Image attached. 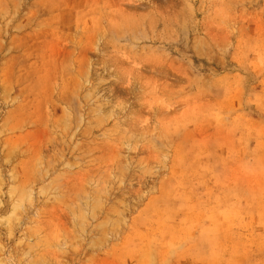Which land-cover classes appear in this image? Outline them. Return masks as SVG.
Instances as JSON below:
<instances>
[{
	"label": "rangeland",
	"instance_id": "rangeland-1",
	"mask_svg": "<svg viewBox=\"0 0 264 264\" xmlns=\"http://www.w3.org/2000/svg\"><path fill=\"white\" fill-rule=\"evenodd\" d=\"M0 264H264V0H0Z\"/></svg>",
	"mask_w": 264,
	"mask_h": 264
}]
</instances>
